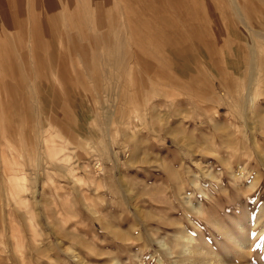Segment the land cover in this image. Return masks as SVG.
<instances>
[{
    "label": "rangeland",
    "instance_id": "374dc122",
    "mask_svg": "<svg viewBox=\"0 0 264 264\" xmlns=\"http://www.w3.org/2000/svg\"><path fill=\"white\" fill-rule=\"evenodd\" d=\"M263 146L264 0H0V264H264Z\"/></svg>",
    "mask_w": 264,
    "mask_h": 264
},
{
    "label": "bare ground",
    "instance_id": "6f19581e",
    "mask_svg": "<svg viewBox=\"0 0 264 264\" xmlns=\"http://www.w3.org/2000/svg\"><path fill=\"white\" fill-rule=\"evenodd\" d=\"M202 9V8H201ZM205 19V18H204ZM145 27V26H144ZM146 28V27H145ZM138 51V50H137ZM141 53V52H140ZM156 56V55H155ZM135 58V57H134ZM153 59V58H152ZM136 61V60H135ZM132 62V61H131ZM138 63V62H137ZM129 67V66H128ZM253 70V69H252ZM257 70V69H256ZM254 71V70H253ZM248 72V71H247ZM225 73H227L226 71H225ZM256 74V72L254 71L253 72V74H251V76H250V84H253L252 82H254L253 80V76ZM249 77V76H248ZM217 79H218V77H217ZM216 79V80H217ZM245 81V80H244ZM246 81H248V80H246ZM216 82V81H215ZM246 83V82H245ZM248 84V83H247ZM236 85V84H235ZM249 86V85H248ZM226 105H228V104H226ZM263 123V122H262ZM264 147V146H263ZM5 173V172H4ZM21 182V181H20ZM10 188V187H9ZM25 190H26V186H25V184H24V181L23 182H21V187H20V192L21 193H23V192H25ZM34 198H36V197H34ZM20 199V198H19ZM24 202H26V201H24ZM131 209V208H130ZM261 210H262V214H260V218H262V220H263V222H262V226H264V206L263 207H261ZM256 222H258V221H256ZM260 223V221L258 222V224ZM49 224L51 225V227H53V225H52V222H50L49 221ZM256 225H257V223H256ZM52 230H53V233L55 234V236H57V238H60V233L53 227L52 228ZM47 238V242H48V246L51 248L52 247V244L51 243H53V238H52V235H49L48 237H46ZM190 242H188V243H186L184 246H185V249H186V251L184 250V253H185V255H188V257H192V254L193 253H195L194 252V249H193V247L189 244ZM183 247V246H182ZM199 253H201V252H199ZM203 254V253H202ZM201 254V255H202ZM184 255V256H185ZM200 255V254H199ZM196 256V255H195ZM197 256H198V254H197ZM203 256V255H202ZM197 258V257H196ZM205 258H208V259H206V260H204V264H212L213 263V259L212 258H214V257H212V256H208V257H205ZM204 258V259H205ZM190 259V258H189ZM190 261V260H189ZM192 261H195L194 259L192 260ZM196 261H197V259H196ZM195 261V262H196ZM200 261V260H199ZM198 261V263H200ZM201 261H203V259L201 260ZM215 261H217V259L215 260ZM191 262V261H190ZM222 262V261H221ZM194 263V262H193ZM218 263V262H217ZM187 264H188V262H187ZM201 264H202V262H201ZM216 264V263H215ZM223 264V263H222Z\"/></svg>",
    "mask_w": 264,
    "mask_h": 264
}]
</instances>
